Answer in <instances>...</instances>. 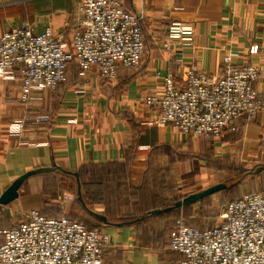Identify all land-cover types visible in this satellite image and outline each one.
Wrapping results in <instances>:
<instances>
[{
	"label": "crops",
	"instance_id": "0c3cea01",
	"mask_svg": "<svg viewBox=\"0 0 264 264\" xmlns=\"http://www.w3.org/2000/svg\"><path fill=\"white\" fill-rule=\"evenodd\" d=\"M120 1L141 17L147 49L141 65L122 71L119 81L104 82L97 72L82 79L71 63L67 83L25 104L19 72L15 79L0 78V198L32 173L19 197L0 206V229L17 226L36 209L108 234L107 264H180L171 239L191 204H176L201 193L212 166L231 159L264 164V112L254 122L239 120L237 132L210 139L148 125L158 110L145 100L164 91L162 77L169 73L185 85L167 49L173 21L195 28L194 45L182 53L186 64L219 76L230 55L237 64L260 68L254 87L264 91V0ZM81 19V0H0V37L14 28L39 34L50 27L69 41ZM255 46L259 52L251 54ZM39 114L51 122L10 135L12 122Z\"/></svg>",
	"mask_w": 264,
	"mask_h": 264
},
{
	"label": "built area",
	"instance_id": "2783aa9c",
	"mask_svg": "<svg viewBox=\"0 0 264 264\" xmlns=\"http://www.w3.org/2000/svg\"><path fill=\"white\" fill-rule=\"evenodd\" d=\"M81 1L82 19L69 41L50 27L39 34L14 28L1 35L0 78L15 79L19 72L23 103L67 83L71 63L80 78L97 72L108 83L141 65L147 49L141 17L120 0ZM168 41L167 49L185 73V85L179 86L173 73L162 77L164 91L145 100L158 110L148 125L217 139L235 132L239 120L254 122L264 112V91L254 87L261 74L258 66L237 64L226 55L221 75L214 76L197 64H186L183 50L195 42L192 23L173 21ZM258 52V46L250 50ZM50 122V115L39 114L12 122L8 130L20 137L28 125ZM221 218L209 229L177 221L171 249L182 255L180 264H264V194L251 192L228 202ZM108 241V234L82 222L47 217L34 209L16 227L0 229V264H107L103 253Z\"/></svg>",
	"mask_w": 264,
	"mask_h": 264
},
{
	"label": "rangeland",
	"instance_id": "374dc122",
	"mask_svg": "<svg viewBox=\"0 0 264 264\" xmlns=\"http://www.w3.org/2000/svg\"><path fill=\"white\" fill-rule=\"evenodd\" d=\"M208 170L203 190L219 184L226 188L214 195L188 205L182 212L186 222L194 227L217 226L222 222L224 205L231 199L250 192H264V164L249 161L226 160L222 165L212 166ZM204 188V189H202Z\"/></svg>",
	"mask_w": 264,
	"mask_h": 264
},
{
	"label": "water",
	"instance_id": "95a60500",
	"mask_svg": "<svg viewBox=\"0 0 264 264\" xmlns=\"http://www.w3.org/2000/svg\"><path fill=\"white\" fill-rule=\"evenodd\" d=\"M31 174L32 173H28L25 177H22L21 179H19L16 183H14L10 188L6 190V192L0 198V206L7 205L19 197V190L22 187L25 178H27ZM225 188H226L225 184H219L214 187H210L201 193L193 194V195L186 197L184 200L178 202L176 204V207L193 204L195 202H198L199 200H202L205 197L214 195L222 191ZM161 212H163V210H157L156 214H159Z\"/></svg>",
	"mask_w": 264,
	"mask_h": 264
},
{
	"label": "trees",
	"instance_id": "16d2710c",
	"mask_svg": "<svg viewBox=\"0 0 264 264\" xmlns=\"http://www.w3.org/2000/svg\"><path fill=\"white\" fill-rule=\"evenodd\" d=\"M76 67H77V66H76ZM77 68H78V67H77ZM68 76H69V74H68ZM68 81H69V79H68ZM237 131H238V126H237V130H236L235 132H237ZM235 132H234V133H235ZM231 133H233V132H231ZM262 194H264V192H262ZM238 198H240V197H236V198H234V199H231V200H229L228 202L233 201V200L238 199ZM228 202H227V203H228ZM225 205H226V204H225ZM225 205H224V206H225ZM174 206H175V205H174ZM61 217H62V216H61ZM179 219H183V221L185 222V224H186V225H189V224L186 222V220H185L184 218L181 217V218H179ZM179 219H178V220H179ZM189 226H191V225H189ZM15 227H16V226H15ZM213 227H215V226L204 227V228L197 227V228H200V229H209V228H213ZM13 228H14V227H13ZM90 229H91V228H90Z\"/></svg>",
	"mask_w": 264,
	"mask_h": 264
}]
</instances>
